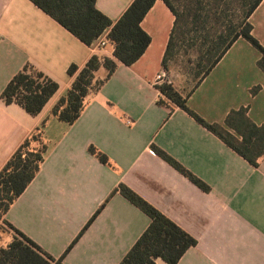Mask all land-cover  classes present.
<instances>
[{
  "label": "crops",
  "instance_id": "crops-1",
  "mask_svg": "<svg viewBox=\"0 0 264 264\" xmlns=\"http://www.w3.org/2000/svg\"><path fill=\"white\" fill-rule=\"evenodd\" d=\"M133 0H96L113 23ZM175 17L156 0L141 22L151 36L132 65L118 62L114 73L87 98L80 117L69 124L52 109L74 81L70 65H86L92 55L114 58L112 47L87 45L30 0H0V171L17 148L46 121L48 150L40 171L8 209L5 218L55 262L119 264L151 219L120 192L123 183L197 239L177 264H264V158L253 166L174 105L157 88ZM264 46V0L249 18ZM109 29L102 36L107 37ZM242 41L244 54H229ZM261 53L237 39L189 94L188 106L210 123L225 124L228 113L248 107L264 123ZM30 63L54 79L58 90L37 115L1 93ZM101 67L96 77L105 79ZM258 89L254 92V89ZM188 94V93H187ZM160 98L164 103H160ZM156 145L197 177L204 191L152 149ZM105 153L110 165L90 152ZM13 238L0 231V246ZM156 264H168L157 258Z\"/></svg>",
  "mask_w": 264,
  "mask_h": 264
},
{
  "label": "trees",
  "instance_id": "trees-1",
  "mask_svg": "<svg viewBox=\"0 0 264 264\" xmlns=\"http://www.w3.org/2000/svg\"><path fill=\"white\" fill-rule=\"evenodd\" d=\"M30 1L87 45H92L109 29L107 42L112 47L114 58L92 55L82 68L70 65L68 74L75 77L74 81L52 109L57 119L73 124L86 107L88 96L101 88L117 69L118 62L129 66L144 54L151 36L141 27V22L156 0H133L115 23L97 8L96 0ZM163 1L175 20L162 67L169 70L170 62H181L182 73L194 81V86L186 95L170 81L158 84L157 88L174 105L188 112L250 164L259 166L264 158V123L256 124L248 115V107L231 110L223 125L206 121L188 106L187 101L189 94L239 38L247 40L261 53L257 64L264 72V46L252 34L253 26L249 21L262 0ZM101 67L108 71L105 79L96 77ZM58 88L54 79L27 63L7 83L1 98L6 104L17 103L30 115H37ZM159 102L164 103V99L160 98ZM45 123L26 138L0 171V231L13 232L12 240L5 247L0 246V264L55 262L50 254L5 218L10 206L36 177L45 160L48 150L44 137ZM89 149L101 162L110 165L105 153L94 146ZM152 149L202 190H210L204 181L166 151L156 145H152ZM116 192H120L151 219L149 226L119 264H156L157 258L168 264H177L186 251L197 244L192 234L129 186L121 183L113 193ZM57 262L61 264V260Z\"/></svg>",
  "mask_w": 264,
  "mask_h": 264
},
{
  "label": "rangeland",
  "instance_id": "rangeland-1",
  "mask_svg": "<svg viewBox=\"0 0 264 264\" xmlns=\"http://www.w3.org/2000/svg\"><path fill=\"white\" fill-rule=\"evenodd\" d=\"M246 45L247 43L245 41H242L240 44L236 45V47L229 54V57L225 59V62L230 61L235 54H244L245 52L242 47ZM180 63L181 62L174 61L169 63V70H164V81H170L178 91H180L183 95H186L194 86V81L182 73V66Z\"/></svg>",
  "mask_w": 264,
  "mask_h": 264
},
{
  "label": "built area",
  "instance_id": "built-area-1",
  "mask_svg": "<svg viewBox=\"0 0 264 264\" xmlns=\"http://www.w3.org/2000/svg\"><path fill=\"white\" fill-rule=\"evenodd\" d=\"M0 39H1V34H0ZM107 44V37L105 36H100L97 40H96V47H104ZM165 74L164 72L160 75H158V79H162L164 78Z\"/></svg>",
  "mask_w": 264,
  "mask_h": 264
}]
</instances>
